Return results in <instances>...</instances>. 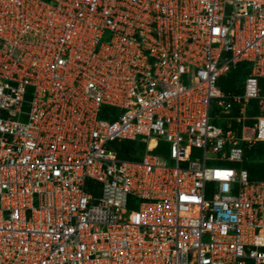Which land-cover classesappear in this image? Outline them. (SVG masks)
Masks as SVG:
<instances>
[{"label":"built area","instance_id":"built-area-1","mask_svg":"<svg viewBox=\"0 0 264 264\" xmlns=\"http://www.w3.org/2000/svg\"><path fill=\"white\" fill-rule=\"evenodd\" d=\"M261 79L264 0H0V264H264Z\"/></svg>","mask_w":264,"mask_h":264},{"label":"trees","instance_id":"trees-1","mask_svg":"<svg viewBox=\"0 0 264 264\" xmlns=\"http://www.w3.org/2000/svg\"><path fill=\"white\" fill-rule=\"evenodd\" d=\"M246 67L247 64L241 63L233 68L225 77L221 79V89L226 93H241V80L238 78V76L242 73L245 75L248 73V69H246ZM225 79H227V81L229 79V82L226 83ZM260 85L262 88V95H264V79L260 80ZM212 122L218 123V121L215 119H213ZM250 123V121L247 122V124ZM129 145H131L132 147L134 143L129 142ZM242 166L247 169L250 180H264V142L257 143L251 148L245 149L244 163L242 164Z\"/></svg>","mask_w":264,"mask_h":264},{"label":"rangeland","instance_id":"rangeland-1","mask_svg":"<svg viewBox=\"0 0 264 264\" xmlns=\"http://www.w3.org/2000/svg\"><path fill=\"white\" fill-rule=\"evenodd\" d=\"M225 80H226V81H225L226 83H228V82H229V79H228V81H227V79H225ZM158 153H159V154H162L161 152H158ZM258 163H259V162H258ZM209 166H210V165H209Z\"/></svg>","mask_w":264,"mask_h":264},{"label":"bare ground","instance_id":"bare-ground-1","mask_svg":"<svg viewBox=\"0 0 264 264\" xmlns=\"http://www.w3.org/2000/svg\"><path fill=\"white\" fill-rule=\"evenodd\" d=\"M248 136V135H247ZM249 137V136H248Z\"/></svg>","mask_w":264,"mask_h":264}]
</instances>
